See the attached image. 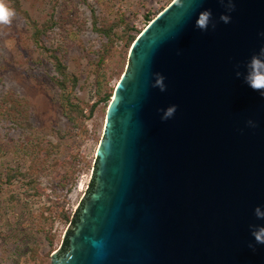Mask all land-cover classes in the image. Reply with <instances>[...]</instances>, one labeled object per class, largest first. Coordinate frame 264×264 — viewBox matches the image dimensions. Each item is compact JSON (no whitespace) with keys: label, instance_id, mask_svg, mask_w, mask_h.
Masks as SVG:
<instances>
[{"label":"water","instance_id":"95a60500","mask_svg":"<svg viewBox=\"0 0 264 264\" xmlns=\"http://www.w3.org/2000/svg\"><path fill=\"white\" fill-rule=\"evenodd\" d=\"M204 8L218 21L206 32L195 27ZM222 12L219 0L191 14L174 0L135 40L52 264H264V244L248 247L249 225L264 224V96L236 76L264 46V0H236L228 24Z\"/></svg>","mask_w":264,"mask_h":264},{"label":"rangeland","instance_id":"374dc122","mask_svg":"<svg viewBox=\"0 0 264 264\" xmlns=\"http://www.w3.org/2000/svg\"><path fill=\"white\" fill-rule=\"evenodd\" d=\"M173 1L4 0L15 16L0 24V264L53 263L133 39Z\"/></svg>","mask_w":264,"mask_h":264},{"label":"clouds","instance_id":"9594fccd","mask_svg":"<svg viewBox=\"0 0 264 264\" xmlns=\"http://www.w3.org/2000/svg\"><path fill=\"white\" fill-rule=\"evenodd\" d=\"M203 0H178V5L181 8L187 10L189 14L197 12L202 6ZM219 3L224 7L225 12H222L219 17V21L228 24L232 20L231 13L236 9V0H219ZM15 16V10L9 8L4 0H0V24H10L12 17ZM218 21L216 20L212 10L210 8H204L202 11H198L196 15L195 27L201 31H208L210 28L215 29ZM264 37V32L259 34ZM237 77H242L244 84L250 89L264 96V46L254 52L249 59H247L241 69L240 65H237L236 71ZM166 77L162 73H155V81L153 87H158L162 92L167 90L165 83ZM178 105L171 104L165 109H161V119L168 120L174 117L177 112ZM248 126L255 128L256 122L249 119L247 121ZM254 214L258 220H264V206L258 205ZM251 236L253 241H249L248 247L255 250L256 245L264 244V224H250L249 225Z\"/></svg>","mask_w":264,"mask_h":264},{"label":"trees","instance_id":"16d2710c","mask_svg":"<svg viewBox=\"0 0 264 264\" xmlns=\"http://www.w3.org/2000/svg\"><path fill=\"white\" fill-rule=\"evenodd\" d=\"M134 41H135V39H133V42ZM56 70L62 76V81L58 80V84L60 85V87L62 89H64L65 86H66V84H67V82H68V77H67V75L64 74V72H63L64 71V68H63L62 64L58 61V59H56ZM65 90L66 89H64V91ZM92 188H93V184L91 185V189L90 190H92ZM77 221H78V214H77V216L74 219V223L77 222ZM67 245H68V240H66L65 250L67 248Z\"/></svg>","mask_w":264,"mask_h":264}]
</instances>
